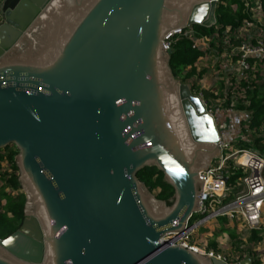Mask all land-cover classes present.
<instances>
[{"label":"water","instance_id":"obj_1","mask_svg":"<svg viewBox=\"0 0 264 264\" xmlns=\"http://www.w3.org/2000/svg\"><path fill=\"white\" fill-rule=\"evenodd\" d=\"M217 1L1 2L0 149H18L25 218L0 264H226L162 241L198 211L221 140L164 41L215 25ZM147 166L170 205L136 177Z\"/></svg>","mask_w":264,"mask_h":264},{"label":"trees","instance_id":"obj_2","mask_svg":"<svg viewBox=\"0 0 264 264\" xmlns=\"http://www.w3.org/2000/svg\"><path fill=\"white\" fill-rule=\"evenodd\" d=\"M258 1L261 4L263 24H256L254 27L243 30L245 20L250 19L249 13L245 11L244 1L218 0L215 8V25L205 27L194 24L191 28H185L170 37L169 66L178 81L187 84L192 93L202 94L203 99L224 98V105L233 100L235 102L234 113H243L245 116L238 125L235 137L228 139L221 132L222 138L231 143L233 147L250 148L264 157V57L248 58L251 68L245 71L241 77L231 74L228 85H224V80L221 79L215 88L217 94L201 88L199 81L206 69H197L196 67V63L204 56L219 58L224 55L229 60H235L237 47L241 42H255L258 38H264V0ZM198 38H208L206 46L202 44L194 46V40ZM221 113L229 114L226 111H221L218 115ZM218 115L216 114L217 118H219ZM216 119L217 122L218 119ZM223 126L226 127V123ZM223 126L217 125L219 130L221 128L220 131L224 128ZM17 153L18 149L14 144L0 149V239H4L16 231L25 218L23 213L25 195L18 181V167L15 163ZM242 175L244 174L240 169H233L230 165L227 183L238 184ZM136 177L157 199L165 201L167 205L172 203L174 190L164 180L163 173L155 166L142 168L137 172ZM197 216L194 214L191 220ZM217 220L221 230L234 238L235 233L227 227V218L219 217ZM263 239L264 226H261L259 229L249 231L247 242L257 244ZM233 245L236 252H245V255L250 258L251 264H261L257 252L252 247L244 250L234 242ZM207 249L218 251L217 242L210 241ZM245 255L242 254L241 257L245 258ZM237 260L235 262H238Z\"/></svg>","mask_w":264,"mask_h":264},{"label":"built area","instance_id":"obj_3","mask_svg":"<svg viewBox=\"0 0 264 264\" xmlns=\"http://www.w3.org/2000/svg\"><path fill=\"white\" fill-rule=\"evenodd\" d=\"M3 0H0V4ZM245 11L249 13L243 25V30L262 25L261 4L256 0H243ZM170 34L164 43L170 45ZM208 38L194 40V46L202 44L206 46ZM170 48V47H169ZM237 58L229 60V73L235 77H241L245 71L251 68L248 58L264 57V38H258L255 42L243 41L237 47ZM228 78L224 79V85H228ZM217 94V91H213ZM226 94V93H225ZM202 98V94H199ZM207 111L214 117L221 111L233 113L235 102L232 100L224 105V98L203 99ZM221 133V132H220ZM220 154L214 159L210 166L199 173L203 181L199 195L198 216L187 221L185 228L180 232H172L165 235L162 241L171 245H181L208 257H215L226 264L229 260L213 249L200 246L193 240L196 232L209 221L217 220L219 217H226L228 222H240L248 231L259 229L264 226V157L260 156L250 148L233 147L231 143L222 137L219 141ZM227 149L230 152L225 153ZM240 169L244 174L240 177L238 184L227 183L228 167ZM239 187V188H238ZM236 189V191H235Z\"/></svg>","mask_w":264,"mask_h":264},{"label":"rangeland","instance_id":"obj_4","mask_svg":"<svg viewBox=\"0 0 264 264\" xmlns=\"http://www.w3.org/2000/svg\"><path fill=\"white\" fill-rule=\"evenodd\" d=\"M228 62L229 59H227L224 55H221L219 58L206 56L201 57L196 63L197 69H206L205 74L199 81L201 88L214 91L219 84L218 82L221 79L224 80L225 78H228L230 80L231 75H229V66L227 65ZM218 116L219 118L214 116L215 119H218H216V123L218 126H221L222 123H226V127H224L220 132L224 134V137L230 139L236 136H234L233 134L237 133V128L239 127L238 125L244 118L245 114L233 112L225 115L221 113ZM228 152H230V149H227L225 151V153ZM216 159H218V157H216L215 160ZM227 223V227H229V229L235 233L234 238H231L227 232H223L221 230V226L218 220H212L208 223H205L196 232V235H194L193 240L203 247H207L210 241H216L218 249V251L216 252L220 253L222 256H225L229 260L228 262L232 263H234L237 259H240L239 261L243 260L244 258H242L241 255H245V252H236L233 249V242L234 244L236 243L238 246H240V249L245 250L248 247H252V249L257 252V256L260 258L261 264H264V239L257 244H249L247 242L249 231L243 224H241L240 222L231 221Z\"/></svg>","mask_w":264,"mask_h":264},{"label":"crops","instance_id":"obj_5","mask_svg":"<svg viewBox=\"0 0 264 264\" xmlns=\"http://www.w3.org/2000/svg\"><path fill=\"white\" fill-rule=\"evenodd\" d=\"M221 126H223V124L221 125ZM231 126V125H230ZM224 127V126H223ZM234 136L236 135V134H233Z\"/></svg>","mask_w":264,"mask_h":264},{"label":"flooded vegetation","instance_id":"obj_6","mask_svg":"<svg viewBox=\"0 0 264 264\" xmlns=\"http://www.w3.org/2000/svg\"><path fill=\"white\" fill-rule=\"evenodd\" d=\"M1 19V18H0ZM1 21V20H0ZM221 137H222V135H221Z\"/></svg>","mask_w":264,"mask_h":264}]
</instances>
